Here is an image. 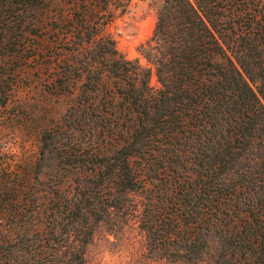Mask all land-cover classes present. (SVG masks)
<instances>
[{
	"label": "trees",
	"instance_id": "trees-1",
	"mask_svg": "<svg viewBox=\"0 0 264 264\" xmlns=\"http://www.w3.org/2000/svg\"><path fill=\"white\" fill-rule=\"evenodd\" d=\"M126 6L0 0V106L39 47L28 35L45 37V52L61 45V60L45 58L63 61L46 83L78 98L60 137L74 145L58 162L84 178L40 218H51V232L73 233V264H83L94 224L138 192V226L155 255L264 264V0H160L142 54L151 67L122 56L107 32ZM60 132L44 136L45 153L63 148ZM23 192L0 196V214L21 218Z\"/></svg>",
	"mask_w": 264,
	"mask_h": 264
},
{
	"label": "rangeland",
	"instance_id": "rangeland-1",
	"mask_svg": "<svg viewBox=\"0 0 264 264\" xmlns=\"http://www.w3.org/2000/svg\"><path fill=\"white\" fill-rule=\"evenodd\" d=\"M159 4L160 0H127L125 9L116 11L107 26L118 52L146 67L151 65L142 54L151 37ZM46 42L49 43L45 37L41 41L38 37L26 36L27 45L39 44V47L33 53L34 58L14 72L7 103L0 106V190L3 191L0 196L6 199L11 196L9 190H23L19 201L25 204L22 215H18L21 218L0 214V264H73L76 261V256L71 255L77 243L73 233L51 232V218H40L39 214L69 197L84 178L58 162L60 152H69L67 148L74 145L71 140L60 137L67 136L63 132L62 116L78 98L76 91L71 95H56L46 83L55 70L61 71L63 61L55 67L45 58L61 60L65 56L61 45H54L50 53L45 52L42 46ZM149 85L156 87L153 74ZM56 131L60 134L55 139L63 148L45 153L44 136ZM62 174H66L64 180L60 177ZM55 190L59 194L53 195ZM143 202L140 193H127L122 196L123 209H109L103 217L105 220L94 224L83 247V264H214L207 258L195 262L170 260L149 251L146 236L138 226Z\"/></svg>",
	"mask_w": 264,
	"mask_h": 264
}]
</instances>
